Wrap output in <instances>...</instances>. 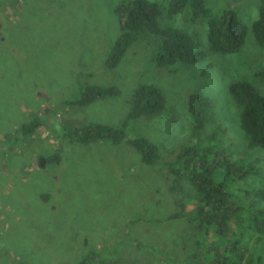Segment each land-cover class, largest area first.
I'll return each mask as SVG.
<instances>
[{
	"label": "rangeland",
	"instance_id": "374dc122",
	"mask_svg": "<svg viewBox=\"0 0 264 264\" xmlns=\"http://www.w3.org/2000/svg\"><path fill=\"white\" fill-rule=\"evenodd\" d=\"M121 1L0 0V264H75L91 252L101 264L108 254L115 264H190L183 261L195 241L189 224L167 218L192 206L180 199L181 209L179 196L170 193L163 162L186 144H222L236 164L252 163L264 177V149L247 147L227 91L245 81L264 94V48L250 29L259 0H203L215 16L233 10L244 27L241 48L226 55L207 51L205 24L188 23L186 9L170 16L169 0H146L156 4L159 27L183 30L205 57L157 67L158 38L137 30L121 60L107 69L104 59L118 35L113 10ZM140 84L155 86L164 107L129 121L125 136L157 146L156 164L143 165L124 142L63 137L89 123L118 126ZM85 85L113 86L118 93L85 107L65 104ZM193 94L211 104L198 131L185 105ZM35 118L32 133L17 131ZM258 182L250 179L252 186Z\"/></svg>",
	"mask_w": 264,
	"mask_h": 264
},
{
	"label": "trees",
	"instance_id": "16d2710c",
	"mask_svg": "<svg viewBox=\"0 0 264 264\" xmlns=\"http://www.w3.org/2000/svg\"><path fill=\"white\" fill-rule=\"evenodd\" d=\"M203 0H169L167 14L175 15L187 10V21L205 24L207 51L226 55L236 53L243 44L244 27L231 9L213 15ZM118 35L104 59L107 69L114 68L142 30L158 38L153 61L157 67L175 62L194 64L201 61L205 51L195 50L185 32L176 27L161 28L158 25L156 4L146 0H125L114 8ZM199 20V21H198ZM255 44L264 48V0H259L257 18L250 25ZM261 76H264L261 75ZM227 91L238 109L239 129L244 134L249 149H264V94L245 81L228 85ZM76 98L66 102L71 106L85 107L96 100L115 97L113 86L85 85ZM194 130L198 131L210 119V101L201 94H193L185 101ZM164 107L161 92L153 85H137L131 95L130 108L116 127L101 124H85L68 129L63 137L75 143L104 141L116 146L124 142L138 155L145 166H153L159 160L157 146L142 137L127 139L125 128L129 121L148 117ZM40 118L21 124L17 131L30 134L39 126ZM206 139L214 136L207 134ZM229 146L183 145L172 161L163 162L170 175L169 191L179 196L187 206L173 212L168 220L184 219L195 241L192 250L184 258L190 264H264V177L253 164H236L230 159ZM259 180L256 186L250 179ZM259 205V206H258ZM105 258L107 264H115ZM181 261V260H180ZM75 264H101L95 252L80 257Z\"/></svg>",
	"mask_w": 264,
	"mask_h": 264
}]
</instances>
